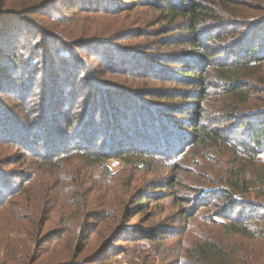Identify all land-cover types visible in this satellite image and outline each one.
Instances as JSON below:
<instances>
[{"label":"rangeland","instance_id":"obj_1","mask_svg":"<svg viewBox=\"0 0 264 264\" xmlns=\"http://www.w3.org/2000/svg\"><path fill=\"white\" fill-rule=\"evenodd\" d=\"M249 1L261 4L260 0ZM61 9V21L75 25L76 35L67 39L85 37L101 41L105 49L89 53L73 48L74 55L60 52L61 63L73 56L78 65L75 71L83 79L70 93L66 90L63 97L67 100L62 107L70 113L69 123L73 126H68V130L66 123H61L60 133L51 136L76 139L75 130L84 122L93 83L97 87H118L121 102L154 109L148 113L156 122L151 131L148 128L141 134L140 144L132 142L130 147L128 134L119 146L120 151L131 152L124 159L113 157L106 160L104 167L86 168L85 161L74 160L66 165L65 155L55 156L41 170L43 162L36 156L52 155L53 152H47L52 150L47 148V142L56 139L49 136V116L43 115L41 109L46 102L47 106L52 104L44 93L49 91L48 81L57 72L44 62L47 49L36 56L33 62L41 59L42 64L33 66L35 70L24 69H33L35 76L30 81L33 88L30 84L25 86L30 89L29 96L21 99L0 93V108L5 117L9 119L10 115L21 125L26 122L30 134L22 145L13 144L7 136L0 138V264H190L189 257L196 245L205 240L215 243L227 264H264V150L260 147L261 152L253 157L249 130L238 128L246 122L254 130L257 121H261L260 113L264 114V60L250 70L246 79L242 78L254 91L247 103H239L233 115L229 113L230 107L225 106L232 99L210 89L205 111L206 117H210L201 122L209 129L220 128V143L203 147L187 128L196 119L186 114L192 113L195 106L193 88L177 77L179 68L170 67L178 63L163 58L167 54L177 59L180 50L192 48L175 46L177 30L164 32L162 28L168 21L153 25L159 14L143 5L116 15L74 14L71 9ZM240 12L247 13L242 9L232 16L219 10L216 19L203 24V30H208V36L227 26L237 28L238 19L243 17ZM58 25L49 29H57ZM89 28L91 33L87 32ZM239 38L202 41H206L211 54L222 55ZM163 42L168 45L162 47ZM116 51H124L131 61L129 67L107 64L106 58ZM53 53L58 55L56 50ZM100 54H104L103 59L97 56ZM69 64L73 70L74 64ZM60 84L52 81L55 93H60ZM120 101L110 102V109L103 114L122 111L118 108ZM100 133L98 143H104L107 135ZM161 138L164 142L160 144ZM234 174L252 180L249 191L242 196L250 206L246 211L252 212L253 220L258 221V229H254L257 233L251 238L230 232V210L211 206L213 200L220 203L222 199L216 200L210 190L225 189L226 179ZM136 201L140 203L131 206ZM139 209L143 211L139 213ZM239 216L241 211L232 217ZM63 228L71 235L67 241L66 234L59 232ZM76 230L80 232L77 240L70 233ZM150 231L153 237L141 238Z\"/></svg>","mask_w":264,"mask_h":264},{"label":"trees","instance_id":"obj_2","mask_svg":"<svg viewBox=\"0 0 264 264\" xmlns=\"http://www.w3.org/2000/svg\"><path fill=\"white\" fill-rule=\"evenodd\" d=\"M260 3H252L249 0H0V93H7L25 99L29 90L34 86V83H30L31 78L35 77L33 66L42 64L41 59L35 62L33 60L36 56H40L44 49L48 50L44 62L57 72L56 76L53 75L55 77L52 81L61 82L60 93H55L56 90L52 87V81H48L50 89L44 93L48 103L51 102L52 104L47 106L46 102L43 109H41V113L49 116V136L56 139L52 140L50 138L51 141H45L47 142V148H52V150H47V152H53L52 155L43 153V155L38 154L36 156L38 160L41 159L43 162L41 170L45 169L47 163H51L49 161L53 162L52 159L55 156L65 155L66 158L63 162H66V165H71L74 160L85 161L86 168L97 165L104 167L106 160L113 157L124 159L125 156L131 155V152H126L127 150L120 151L119 146L127 140L128 134L131 138L130 147L132 142L140 144L141 134H145L148 128L151 131L153 124L156 122L148 113L150 110L148 107L142 108L141 105L132 106L126 102H121L120 99L122 98H120L118 87H107L99 84L97 87L96 83H93L91 85L93 90L89 91L87 97L86 104L88 103V106L83 115L84 122L75 130L76 139L70 140L69 137H59L56 134L51 136L55 132L60 133L61 123L65 122L68 130V126L70 128L73 126L69 123L70 113L62 107V104H66L64 102L67 100L63 97L66 90L67 93H70V89L83 79V77H80V73L75 71L78 70V65L72 59L73 56L69 58L67 63H61L60 52L68 51L74 55L73 48L89 53L93 49L97 50L93 52L105 49L104 43L101 41L87 40L85 37L67 39L68 36L76 35L74 33L75 25L74 23L69 25L66 22L67 20L65 23L61 21L63 17L60 16L64 14L61 8L71 9L74 14L94 12L116 15L143 5L147 9L158 12L159 16H157L153 25L168 21V25L162 28L166 30L164 32L177 30L179 38L175 39V46L182 47L186 45L190 46L192 50H180L177 59H171L172 57L167 54L163 58L170 60V62H177L178 65H170V67L176 66L179 68L176 69L178 71L176 73L177 77L183 81V84L193 88L192 94L195 106L192 113L186 114L189 115L188 117L195 116L196 119L192 121L195 123L189 124L187 128L195 137V142L206 147L212 142L220 143L221 133L220 128L209 129L206 124L201 122L210 117H206L205 113L208 103L206 97L210 89L226 94L232 99L225 105L230 107L229 113L232 115L238 110L239 103H247L254 91L249 83L243 81L242 78L246 79V76L250 74V70L255 69V66L264 60V0H260ZM242 9L246 10L247 13L240 12L243 17L238 19L240 25L237 28H234L233 25L231 27L227 26L219 33L206 35L205 32L208 30H203V24H206L209 19H216L219 10L229 12L233 16ZM46 15H48L46 19H42ZM56 23H60L57 29H49V27L55 28ZM211 31L213 32L212 29ZM87 32L91 33L92 30L89 28ZM229 36L232 38L239 36L240 38L237 39L236 43L227 46L222 55L211 54L209 48L205 45L206 41H202L207 38L208 42H223ZM166 45L168 43H161L162 47H166ZM20 49L25 52L20 51ZM54 50L58 51V55H54ZM113 54L114 56L109 55V58H106L107 64L111 62L114 66H130L131 61L126 59L128 56H124L126 55L124 51H116ZM97 56L103 59L104 54ZM216 58L221 60L217 62ZM20 61L23 64H20ZM70 62L75 66L74 71L70 70L72 69ZM26 67L33 69L24 70ZM59 70H64V73L62 74V71ZM62 80L64 83H62ZM26 84H30V89L25 88ZM124 92L126 93V91ZM118 100L121 102L118 104V108L120 107L122 111L109 110L107 115L103 114L110 109V102ZM262 112L260 113L261 121H257L254 130L250 129L251 123L242 122L238 126V128L243 126L250 132L253 157L261 152L260 147L264 150V114ZM63 113L68 114L63 117ZM26 127V122L21 125L18 120L12 119L10 115L7 119L3 109L0 108L1 139L7 136V138H11L7 140L15 142L13 144L22 145L24 139H27V136L30 135ZM100 132H103V136L107 135L104 143H98L97 139L101 135ZM35 136L31 137L34 138ZM163 142L164 138H161L160 144ZM136 147L138 146L136 145ZM143 154L146 155V153ZM58 165L56 164V167ZM164 183L167 182L164 181ZM251 186L252 180L245 179L240 174H234L226 179L225 189L212 188L210 190L216 200L222 199L220 203L213 200L211 206L215 208L221 206L230 210V214L227 213V216H231L227 225L230 232L250 238L255 232L257 233L254 229H258L256 223L258 221L253 220L255 217L252 212L246 211L250 206L242 196L249 191ZM139 203L137 201L132 202L131 206H136ZM236 206H238V210H235ZM138 211L140 213L143 209ZM238 211H241V216L232 217ZM223 225L225 226V223ZM63 229L59 232L63 236L66 234L64 239L67 241L70 234L69 231H65V228ZM70 233L76 239V235L80 232L76 230ZM152 234L153 232L150 231V233L142 235L141 238H151L153 237ZM220 254L214 242L201 241L189 257L193 260L190 259V264H227V259L221 258Z\"/></svg>","mask_w":264,"mask_h":264}]
</instances>
